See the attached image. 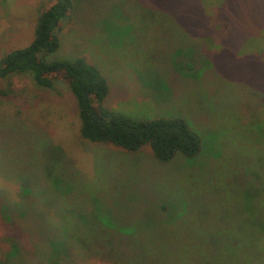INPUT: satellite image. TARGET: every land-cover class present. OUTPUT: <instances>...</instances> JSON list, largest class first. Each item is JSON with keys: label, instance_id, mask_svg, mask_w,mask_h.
I'll list each match as a JSON object with an SVG mask.
<instances>
[{"label": "rangeland", "instance_id": "374dc122", "mask_svg": "<svg viewBox=\"0 0 264 264\" xmlns=\"http://www.w3.org/2000/svg\"><path fill=\"white\" fill-rule=\"evenodd\" d=\"M44 1L0 0V58L30 44ZM73 3L48 59L84 58L108 80L107 107L136 119L183 117L202 149L161 162L150 148L126 152L85 140L67 83L36 88L28 75H15L0 83V160L27 158L39 190L27 202L55 215L57 206L40 193L54 191L70 222L89 220V238L106 230L127 244L124 259L134 263L199 264L226 253L231 234L241 244L229 255H247L246 233L264 231L255 225L264 221V192L253 184H264V0ZM5 176L0 170L1 200L17 201L20 180ZM36 219L15 215L12 232L0 205V263L14 244L26 253L40 245L38 225L48 220ZM82 260L114 264L103 251Z\"/></svg>", "mask_w": 264, "mask_h": 264}, {"label": "trees", "instance_id": "16d2710c", "mask_svg": "<svg viewBox=\"0 0 264 264\" xmlns=\"http://www.w3.org/2000/svg\"><path fill=\"white\" fill-rule=\"evenodd\" d=\"M73 2L74 0L44 1L38 13L34 38L30 44L12 49L0 58V83L10 80L15 75H28L34 81L36 88H50L56 81L67 83L76 99L80 133L85 140L110 144L126 152H139L144 148H150L161 162L170 161L178 152L187 157L197 156L202 149V138L183 117L136 119L111 110L104 104L109 93L108 80L95 66L81 57L48 59V55L59 48L58 32L63 27L64 21L71 17L74 10ZM2 92L5 95L10 94L7 90ZM3 162L8 165L5 167ZM1 166H4L0 170L7 179L15 176L17 181L20 180L21 192L17 201L2 202L1 199L5 195L0 193L1 209L10 223L12 232L19 227L13 220L15 215L26 223L28 215H33L35 220L36 217L47 218L48 223L42 222V225H38L41 243L35 246L33 252L27 247L26 253L22 245L14 244L12 251L0 264H31L36 258L39 259L40 264H84L82 258L94 251L111 254L114 264H139L140 259L136 263L134 260L124 259L127 244L120 243L112 236L109 238L106 230L98 229L100 236L89 238L86 229L89 220L85 219L86 216L85 221L83 216H79L78 223L70 222L69 214L67 215V212L55 202L54 191L45 190L46 193H40L43 195V202H50L51 199L52 203L48 205L52 204L54 208L57 206L55 215L43 213L42 210L38 212L32 203L27 202V199H31L28 192L39 191L37 180L33 183L29 178L27 158L20 156L13 160V164L3 159L0 160V168ZM254 181L253 184L260 188L257 191L263 193L264 184H260L258 178ZM53 189L57 190L56 184L53 185ZM59 211L63 213L61 219L57 216ZM261 219L264 218L261 216ZM256 221L258 230L264 229V221L257 219ZM260 232L264 233L263 230ZM260 232L256 231V234ZM256 234L246 233L248 240H244L243 243L249 252L247 255H229L232 251L231 245L239 247L241 244L238 236L231 234L222 243L224 244L222 249L226 253L206 258L199 264H264V240L259 239L261 237ZM100 238L103 240H99ZM129 245L131 247L133 244ZM161 246L169 252L170 246L167 243H162ZM216 249L220 250L221 247L217 246ZM24 253L27 254V259L24 258ZM162 261V264L173 263L172 258H163Z\"/></svg>", "mask_w": 264, "mask_h": 264}]
</instances>
